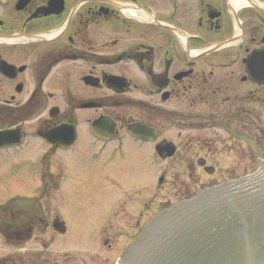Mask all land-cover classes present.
I'll return each mask as SVG.
<instances>
[{
    "label": "flooded vegetation",
    "instance_id": "flooded-vegetation-1",
    "mask_svg": "<svg viewBox=\"0 0 264 264\" xmlns=\"http://www.w3.org/2000/svg\"><path fill=\"white\" fill-rule=\"evenodd\" d=\"M263 51L264 0H0V160L14 158L0 174L19 181L24 166L38 174L32 194L0 203V235L41 243L26 257L5 247L0 264H56L47 247L66 224L46 199L68 176L62 156L107 152L97 165L103 180L116 175L108 165L117 153L130 152L135 167L143 158L148 175L160 158L155 189H135L140 202L118 230L127 242L166 205L230 178L199 180L217 165L190 150L181 156L190 184L169 189L165 161L182 141L212 152L217 139L231 140L232 120L258 134ZM166 141L175 149L163 156L157 145ZM77 181L98 179L85 168ZM110 225L101 236L113 248Z\"/></svg>",
    "mask_w": 264,
    "mask_h": 264
},
{
    "label": "rangeland",
    "instance_id": "rangeland-1",
    "mask_svg": "<svg viewBox=\"0 0 264 264\" xmlns=\"http://www.w3.org/2000/svg\"><path fill=\"white\" fill-rule=\"evenodd\" d=\"M259 117L258 124L261 125L256 136L250 135L249 132L246 133L241 128L239 121L232 120L231 123H228L232 134L231 132L227 134L231 135V140L220 141L217 139L215 150L209 153L195 147L198 145L197 142L193 146L189 141H182L179 148L181 150H178L165 161L168 167V188L175 187L179 181L184 185L190 184L191 180L187 178L184 172L186 161L181 157L183 154L190 157V150L205 157L208 162L217 165L218 172L215 175H210L207 171L200 169L199 180H205L207 185L215 180V176L221 178L219 173L226 177L230 176L228 179H231V177H239L255 171L258 168L259 158H264V109L259 112ZM170 131L174 132L175 129L171 128ZM219 132L214 134V137L219 138L218 133L225 134L222 130ZM240 132V135L236 134ZM190 143L192 145H189ZM40 146L43 145L40 144ZM105 155L108 153H99L97 157H92L89 153L87 156L77 158L62 156L65 160L68 176L64 181L63 188H59L52 194V197L46 199L51 208L54 207L52 202L57 203V210L66 224L64 232L55 234L51 243L53 247H47L48 253L56 264H116L122 254V247L125 244L123 250L127 247V239L122 237L118 230L122 229L121 226L128 227L127 216L129 217V214L133 213L139 204L138 202H140L135 189H140L143 184L153 186L154 189L156 187L155 180L158 175L160 158L152 156L151 173L148 175V170L146 173L144 171L143 158L135 167L132 163H128V157H132L130 152H127L128 157L117 153L108 165L113 168L116 175L113 180H103L100 179L101 169L100 167L97 168V165L100 161L105 160ZM109 155H112V152ZM139 156L141 157V154ZM12 160L14 158L2 157L0 169ZM23 165H27L26 157L23 158ZM85 168L92 170L98 181H91V184H79L77 172L79 169L85 170ZM26 169L27 166H24L22 180L19 181H12L13 179L8 175L2 176L0 174V203L15 193L27 194L30 192L32 194L34 192L38 183V174L29 175ZM109 223L118 232V237L113 236L108 239L113 240V244H115L113 248L109 247L101 236L102 229L104 230ZM45 236L46 241H48L50 235L45 234ZM5 247L7 248L5 253L9 252V255H21L22 257L24 254L26 257L32 251L36 252L34 248L39 251L41 243L27 241L17 244L16 241L5 240L0 235V257L4 254ZM63 250L71 252L73 255L70 256Z\"/></svg>",
    "mask_w": 264,
    "mask_h": 264
},
{
    "label": "water",
    "instance_id": "water-1",
    "mask_svg": "<svg viewBox=\"0 0 264 264\" xmlns=\"http://www.w3.org/2000/svg\"><path fill=\"white\" fill-rule=\"evenodd\" d=\"M161 155L173 142H160ZM118 264H264V158L238 178L162 209Z\"/></svg>",
    "mask_w": 264,
    "mask_h": 264
},
{
    "label": "bare ground",
    "instance_id": "bare-ground-1",
    "mask_svg": "<svg viewBox=\"0 0 264 264\" xmlns=\"http://www.w3.org/2000/svg\"><path fill=\"white\" fill-rule=\"evenodd\" d=\"M236 1L238 2V4L244 2V0H236Z\"/></svg>",
    "mask_w": 264,
    "mask_h": 264
}]
</instances>
